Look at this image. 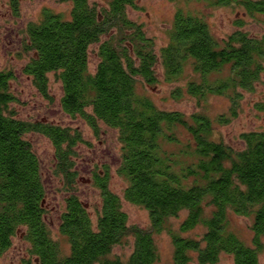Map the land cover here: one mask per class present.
I'll return each instance as SVG.
<instances>
[{"label":"trees","instance_id":"trees-1","mask_svg":"<svg viewBox=\"0 0 264 264\" xmlns=\"http://www.w3.org/2000/svg\"><path fill=\"white\" fill-rule=\"evenodd\" d=\"M22 0H7L14 14ZM65 16L43 8L24 29L21 72L37 91L49 98L52 73L60 83L62 110L80 117L98 134L99 124L117 132L120 162L117 173L125 182L121 195L109 187L106 166L92 175L100 202L89 210L76 190V147L80 129L16 116L12 69L0 70V254L16 236L27 242L25 255L4 264H155L159 252L155 234L166 230L173 246V263L260 264L264 248V123L240 134L239 148L215 136V127L237 115L242 91H253L264 73V32L236 28L215 35L201 9L236 7L264 23V0H183L176 2L167 42L156 47L143 24L130 18L139 0H67ZM181 0H179L180 3ZM98 43L96 64L90 68L89 48ZM191 74L184 92L197 100L227 97V111L214 119L204 112L186 114L156 106L144 86H156L160 76L177 82L185 69ZM174 98L183 89L172 91ZM264 113V95L254 103ZM31 132L46 136L54 154V173L65 193L58 217V234L46 220V189L37 154L27 139ZM122 199L142 206L150 227L130 224ZM184 217L178 225L170 218ZM251 219L245 242L230 228L229 214ZM200 227L194 235L188 233ZM127 255L113 253L129 243ZM66 249V250H65Z\"/></svg>","mask_w":264,"mask_h":264},{"label":"rangeland","instance_id":"rangeland-1","mask_svg":"<svg viewBox=\"0 0 264 264\" xmlns=\"http://www.w3.org/2000/svg\"><path fill=\"white\" fill-rule=\"evenodd\" d=\"M99 1V0H91ZM183 0H178V4H183ZM140 9H129L128 14L131 19L143 24L146 33L155 39L156 47L167 42V30L169 29L174 11L176 9L175 0H139ZM190 7L201 9L206 14L207 21L212 32L222 37L236 26L234 21L243 16V28L251 33L260 34L264 32V23L257 18H250L243 14L236 7H215L205 8L197 1L188 2ZM43 8H49L55 12H60L65 16L69 14L70 3L67 0H22L19 13L14 14L8 6L7 0H0V70L12 69L15 79L11 83L12 91L16 100L11 103V108L16 116L28 121H47L61 126H68L80 129L83 141L76 147V190L81 200L88 205L89 210L100 202L99 191L92 182V175L95 171H100L106 166L109 170V187L121 195L125 182L117 173L120 162V145L117 140L115 129L99 124L98 134H95L88 125L78 116L71 117L66 114L60 105L62 90L60 83L52 73L49 78V98L42 96L32 84L31 79L21 72L22 65L27 57L22 53V39L27 23L36 20ZM98 43L90 45L89 60L90 68L93 70L97 61L96 50ZM191 70L185 69L184 76L177 82L168 83L160 77V82L156 86H144L145 93L150 96L157 107L164 110H178L186 114L193 112H204L211 119L218 114L227 111L229 100L225 96L211 95L205 100L196 98L184 92L185 82L189 78ZM176 87L183 89V95L178 98L172 96V91ZM243 95L239 103L237 115L227 123L215 127V136L234 148L242 147L240 134L244 131L256 130L264 123V113L254 108V103L264 95V73L261 74L260 81L254 85V90L242 91ZM27 139L31 143L37 154L43 181L46 189V220L50 225L52 234L61 241L63 248L67 249L65 239L58 234V217L63 209L65 193L61 188L60 179L54 173V154L50 140L36 132L27 134ZM128 222L141 227H150L148 212L139 205L122 199ZM182 212L178 218H170L168 224L175 227L184 217ZM230 228L236 232L245 242L250 241L251 219L249 217L229 214ZM200 227H196L188 234L194 235L200 232ZM155 240L159 252V259L155 264H174L173 246L169 234L166 230L156 233ZM28 244L21 236L12 239V244L8 250L0 254V264L16 262L25 255ZM65 249V250H66ZM132 249V239L129 243L117 245L113 253L127 256ZM260 264H264V248L259 255ZM231 257L222 255L218 264H229ZM188 264H196L191 261Z\"/></svg>","mask_w":264,"mask_h":264}]
</instances>
